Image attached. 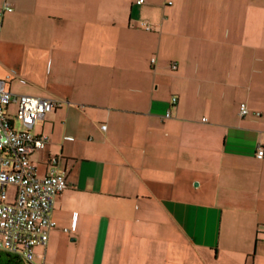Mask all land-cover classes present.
<instances>
[{
	"label": "crops",
	"instance_id": "0c3cea01",
	"mask_svg": "<svg viewBox=\"0 0 264 264\" xmlns=\"http://www.w3.org/2000/svg\"><path fill=\"white\" fill-rule=\"evenodd\" d=\"M7 1L0 79L59 102L39 264H264V0Z\"/></svg>",
	"mask_w": 264,
	"mask_h": 264
},
{
	"label": "built area",
	"instance_id": "2783aa9c",
	"mask_svg": "<svg viewBox=\"0 0 264 264\" xmlns=\"http://www.w3.org/2000/svg\"><path fill=\"white\" fill-rule=\"evenodd\" d=\"M142 1L138 0V3ZM12 10L11 3L5 0L0 7V28L2 15ZM172 67L175 68V65ZM11 100L18 103L13 119L28 129L13 128V119L5 112ZM175 102L173 97L172 103ZM58 105L59 102L51 98L25 94L13 96L6 88V79H0V250L15 254L29 263L41 258L34 248L47 243L50 230L56 226L50 216L54 199L67 187L65 173L55 167L56 158L50 160L49 170L44 176L36 175L30 154L44 150L47 138L34 135L29 129ZM239 112L240 115L248 113L244 102L239 104ZM263 153V148L259 147L256 157L262 158ZM8 185L16 188L12 202L5 200Z\"/></svg>",
	"mask_w": 264,
	"mask_h": 264
},
{
	"label": "trees",
	"instance_id": "16d2710c",
	"mask_svg": "<svg viewBox=\"0 0 264 264\" xmlns=\"http://www.w3.org/2000/svg\"><path fill=\"white\" fill-rule=\"evenodd\" d=\"M0 264H31L15 254L0 250Z\"/></svg>",
	"mask_w": 264,
	"mask_h": 264
},
{
	"label": "rangeland",
	"instance_id": "374dc122",
	"mask_svg": "<svg viewBox=\"0 0 264 264\" xmlns=\"http://www.w3.org/2000/svg\"><path fill=\"white\" fill-rule=\"evenodd\" d=\"M18 121V120H17ZM18 123V122H17ZM36 253L38 254V252L36 251ZM31 264H39L38 260L35 259L33 262H31Z\"/></svg>",
	"mask_w": 264,
	"mask_h": 264
}]
</instances>
